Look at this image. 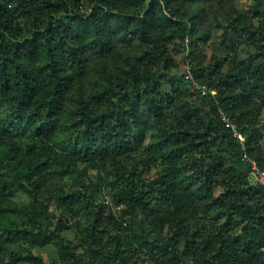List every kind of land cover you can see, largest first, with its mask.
I'll use <instances>...</instances> for the list:
<instances>
[{"label": "clouds", "instance_id": "clouds-1", "mask_svg": "<svg viewBox=\"0 0 264 264\" xmlns=\"http://www.w3.org/2000/svg\"><path fill=\"white\" fill-rule=\"evenodd\" d=\"M20 3L0 0V160L31 147L34 175L0 192V264H264V0ZM54 8L73 38L49 51Z\"/></svg>", "mask_w": 264, "mask_h": 264}, {"label": "trees", "instance_id": "trees-1", "mask_svg": "<svg viewBox=\"0 0 264 264\" xmlns=\"http://www.w3.org/2000/svg\"><path fill=\"white\" fill-rule=\"evenodd\" d=\"M22 4H23V0H21L20 4H17V8L14 9L13 11L17 12L18 14V19L21 18L20 14L23 13L25 10L22 8ZM53 12H57V19L59 20L60 16L64 15V12L62 9L59 8H54L52 9ZM72 20H75V16H73L71 18ZM60 25H70V20L68 17H65L63 20H59V24L57 25V28H59L60 30L54 34L51 37H48L47 39H41L39 41V43L41 44H50L52 45L51 48H49V51H52V48L55 47V43L54 41L57 40V37H59L62 42L63 45L65 46V48H67L68 45V41L69 39H72L73 37L64 38V30L63 28H60ZM75 56V60L78 61L79 60V55L78 54H74ZM43 67V72H47L52 74L50 76L49 79V86L52 85V80L53 77H58L60 76V70L53 66V65H49V64H45L42 66ZM43 75V73H42ZM17 84L19 85V81H14V80H9L7 81V84L9 85V87H11L13 84ZM25 83H28L27 79L25 80ZM113 83H115V81H113ZM23 86H21L22 88ZM29 87H34V85H29ZM190 95H194L195 93H189ZM14 93H13V97H14ZM39 93L37 92L32 99H35L36 96H38ZM13 102H15V100L13 99ZM21 103H23L21 101ZM28 107H31V105H28ZM11 114V113H10ZM18 119L21 117H17ZM36 125L39 126V121H35ZM98 128V126H96ZM4 131H7V129H5ZM100 134H103V130H99ZM118 130H112L110 135L112 137L117 136ZM201 135H203V133H201ZM32 147H39L38 145H33ZM31 152V147L27 148L25 151V154L23 157H20L19 153H15L13 154L11 149H9L8 154L6 155V157L2 160H0V169H7V171H0V192L6 191V190H10L13 187L14 182L17 179L22 180L23 183H27V180H24V177H31L32 175H34V172H31L28 170V166L26 164H21V159H25L28 154ZM40 163H44V164H49V159L47 157V155L45 154L43 157H41L39 162L33 161L32 162V168L34 170H38L40 168ZM51 166V165H50ZM63 171V170H62ZM132 177L134 178V183L138 184L139 183V178L136 177L135 172L132 173ZM63 179L65 181V183L70 184L71 183V177L68 175L67 172L64 173ZM151 179L153 180V182H157V178L155 176H152ZM159 183L163 186L166 182L163 179H159ZM143 187V185H141V188ZM125 190L126 191H131L132 189L128 188L125 185ZM18 193H23L22 191H18L15 192L12 198V202L13 203H18L14 200L15 196ZM11 195V193H10ZM26 195V194H25ZM114 196H116V202L117 203H122V198L119 196V192H114L113 193ZM73 196V193L70 191H67L66 189H62L58 194H56L55 196V201L59 202L60 204H64V203H69V197ZM79 201V197H77L76 200L71 201L73 207H76V205L78 204ZM48 210L49 213L53 215V217H55V210L52 208L51 204H49L48 206ZM83 216H86L90 221H91V226L92 228H96L98 224H103V223H109L111 224L114 220L115 217L114 215L110 214L109 219L108 220H99L98 219V215H97V210H92L90 209L88 204H85V206L83 207V209H81V213ZM6 215L9 219L10 223H15L16 222V214H15V209L13 208H9L7 213L3 212V209H0V223H3V216ZM100 215H102V212H100ZM64 218L63 216H61L57 222L59 223L60 221H62ZM74 219V217L72 218ZM77 224L80 223L79 220L75 221ZM72 221L69 220V222L67 223L66 227L63 229L64 231H68L72 228ZM8 231H11V229H8ZM107 229H105L104 227H99V234H103L104 232H106ZM39 259L41 260V264H49V260H45L42 257L39 256ZM52 264H54V261L52 262Z\"/></svg>", "mask_w": 264, "mask_h": 264}, {"label": "rangeland", "instance_id": "rangeland-1", "mask_svg": "<svg viewBox=\"0 0 264 264\" xmlns=\"http://www.w3.org/2000/svg\"><path fill=\"white\" fill-rule=\"evenodd\" d=\"M25 198H26V195H25V194H23V193H18V194L15 196L14 200H15L16 202L20 203V202H23V201L25 200ZM39 256L42 257V258L45 259V260H49V254H48V253H41Z\"/></svg>", "mask_w": 264, "mask_h": 264}]
</instances>
